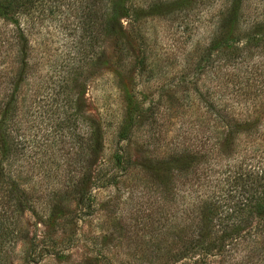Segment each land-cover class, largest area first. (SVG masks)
<instances>
[{
    "label": "rangeland",
    "instance_id": "374dc122",
    "mask_svg": "<svg viewBox=\"0 0 264 264\" xmlns=\"http://www.w3.org/2000/svg\"><path fill=\"white\" fill-rule=\"evenodd\" d=\"M34 1L0 15V264H264V218L224 221L242 195L228 190V163L264 151V121L196 174L177 159L184 142L222 148L211 101L245 113L264 89L207 55L226 1ZM246 5L264 19V0ZM102 9L116 34L101 32ZM200 200L224 216L199 221ZM191 239L237 243L203 258Z\"/></svg>",
    "mask_w": 264,
    "mask_h": 264
},
{
    "label": "trees",
    "instance_id": "16d2710c",
    "mask_svg": "<svg viewBox=\"0 0 264 264\" xmlns=\"http://www.w3.org/2000/svg\"><path fill=\"white\" fill-rule=\"evenodd\" d=\"M225 1V8L216 19V28L206 47L207 55H210L213 51L215 54L213 62H217L219 59L226 60L233 69L239 71L240 69H244L245 66L246 68L243 74L260 82L263 79L261 82V84H263L264 19H258L254 12L251 16L247 15V12H245V8H247L246 0ZM34 2V0H0V15L5 18H8L10 15L16 17L19 13H23V8H25V6L28 4L32 5ZM90 4L91 8L93 3L91 0H88L87 7ZM115 10L116 9L114 8L113 15ZM141 10L144 11V8ZM101 15V32L104 34H116V29H114L112 21L109 20L110 18L107 16L106 9H102ZM116 17L117 15L115 13V18ZM249 18H251L250 21ZM135 21L136 23L138 22V27L140 28L139 19L137 18ZM244 23L246 24V33H241V31H239L240 27L238 26H242ZM255 56L258 57L252 65L246 66V63ZM139 63H144L143 58ZM262 90H264L263 85L260 88H257L254 92L255 94L251 103H255V107L251 109L252 111L245 113H237L233 110L223 109L219 103L211 101L209 106L211 110H213L215 119L222 125H219L221 127L218 128H222V133L224 134L222 148H217L218 151H213L211 148V152H209L210 148L208 146L207 148H205V145L201 149L198 148V139L196 141H191V143L184 142L182 147L177 151V159L181 161V167H185V171L189 170L190 172L188 173L196 174L199 166L208 161V154H215L216 158L221 157L224 154L227 155L230 151H235L238 146L242 145V143H248L252 141L254 137L260 136V124L264 121V113L263 111H260V106L257 107L258 104L261 105V102H257L256 94L258 92L262 93ZM0 116H2V119L0 120V143L3 144L5 140V135L3 133V128L6 123V119L4 118L5 110L4 114L3 110L0 112ZM73 122H75V119ZM128 126H131V122L127 119L125 124H123V127L128 129ZM241 136L245 137L242 138ZM126 138L127 136L123 137V139ZM199 138L200 141L204 140L202 137ZM219 142V140H216L215 145L219 144ZM7 152V148H3L0 154L1 156H3V154L7 155L5 154ZM262 154H264V151L256 148L254 154H247L240 164L233 166L228 163V169L226 172L228 173V180L230 182L228 190H236L242 194L241 199H239L241 204L237 205L238 209L235 208L231 213L230 211H227V216H224L219 212L221 204L218 207L213 201L200 200V204L197 207L195 206L193 212H197V216L198 213L201 214L199 221H214L215 217L216 219H220L223 216L224 221H250V219L264 218V155L263 159H261ZM256 158L258 159L255 160ZM181 167L179 166V168ZM183 168L181 170L184 171ZM4 172L5 168L0 160V176H4ZM255 180H258V183H255ZM13 183L15 187L19 186V182L16 180H14ZM236 243L237 242L235 241H231L227 244L223 242L218 246L215 242H206L204 239H191L186 242L185 249L191 250L193 253H200L204 258L208 254L213 253L214 251L212 250L215 248H218V253L225 254V252ZM193 264H197V262H194Z\"/></svg>",
    "mask_w": 264,
    "mask_h": 264
}]
</instances>
